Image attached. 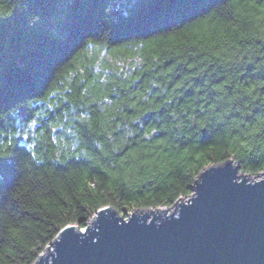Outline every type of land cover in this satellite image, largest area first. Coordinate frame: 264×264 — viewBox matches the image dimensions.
<instances>
[{"label": "trees", "instance_id": "1", "mask_svg": "<svg viewBox=\"0 0 264 264\" xmlns=\"http://www.w3.org/2000/svg\"><path fill=\"white\" fill-rule=\"evenodd\" d=\"M0 0V264L103 205L264 169V0Z\"/></svg>", "mask_w": 264, "mask_h": 264}, {"label": "water", "instance_id": "2", "mask_svg": "<svg viewBox=\"0 0 264 264\" xmlns=\"http://www.w3.org/2000/svg\"><path fill=\"white\" fill-rule=\"evenodd\" d=\"M172 205L126 217L103 205L83 229L64 225L33 264H264V169L209 164Z\"/></svg>", "mask_w": 264, "mask_h": 264}, {"label": "snow or ice", "instance_id": "3", "mask_svg": "<svg viewBox=\"0 0 264 264\" xmlns=\"http://www.w3.org/2000/svg\"><path fill=\"white\" fill-rule=\"evenodd\" d=\"M182 2L184 6L189 8H195L198 6L195 0H182ZM17 162L18 160L12 158L10 153L5 152L4 155H0V177L3 176L5 171H10Z\"/></svg>", "mask_w": 264, "mask_h": 264}, {"label": "rangeland", "instance_id": "4", "mask_svg": "<svg viewBox=\"0 0 264 264\" xmlns=\"http://www.w3.org/2000/svg\"><path fill=\"white\" fill-rule=\"evenodd\" d=\"M161 208H163V210L162 211H164V214H167V213H169L170 212V210H172L173 209V205H170V206H161ZM155 209V208H154ZM134 209H124V210H118V213L119 214H123L125 217L130 213V212H132ZM139 210H140V208H139ZM161 212V211H160ZM94 217V216H93ZM92 216H91V218H89L88 219V221L86 222V223H90L91 222V220H92V218H93ZM81 229H83V228H81ZM48 251V249L47 248H45L44 250H43V252H47ZM44 255V254H43Z\"/></svg>", "mask_w": 264, "mask_h": 264}, {"label": "bare ground", "instance_id": "5", "mask_svg": "<svg viewBox=\"0 0 264 264\" xmlns=\"http://www.w3.org/2000/svg\"><path fill=\"white\" fill-rule=\"evenodd\" d=\"M142 211H150L149 209H141ZM157 210H159V211H162L163 210V208H157ZM46 252H43L42 251V255L43 254H45Z\"/></svg>", "mask_w": 264, "mask_h": 264}]
</instances>
